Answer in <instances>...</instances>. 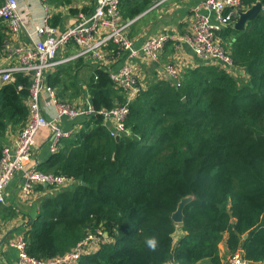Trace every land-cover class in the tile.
<instances>
[{
    "label": "trees",
    "instance_id": "16d2710c",
    "mask_svg": "<svg viewBox=\"0 0 264 264\" xmlns=\"http://www.w3.org/2000/svg\"><path fill=\"white\" fill-rule=\"evenodd\" d=\"M47 1L71 5L73 0ZM241 2L245 9L257 2L261 8L243 29L227 26L219 36L246 78L201 63L184 72L175 87L153 68L152 78L147 75L128 104L127 133L115 139L100 114L82 119L38 165L73 183L39 200L23 231L27 254L61 255L101 230L105 241L76 264H222L224 255L237 249L251 264H264V0ZM153 3L121 0V16L133 19ZM59 19L57 13L50 23ZM7 36L0 19V54ZM80 63L47 72L59 98L68 89L65 78L74 77ZM85 85L97 110L124 102L102 69L94 68ZM28 87V77L21 74L12 82L0 81V157L3 136L26 120ZM185 196L191 200L175 223L171 214ZM176 224L184 235L174 245ZM150 235L158 237L156 252L144 245Z\"/></svg>",
    "mask_w": 264,
    "mask_h": 264
},
{
    "label": "built area",
    "instance_id": "2783aa9c",
    "mask_svg": "<svg viewBox=\"0 0 264 264\" xmlns=\"http://www.w3.org/2000/svg\"><path fill=\"white\" fill-rule=\"evenodd\" d=\"M43 16L33 25L28 13L18 0H1L0 19L7 27L0 54V81L12 82L17 74L29 79L28 96L25 99L27 117L17 137L10 145H4L0 157V204H6V187L18 174L13 195L28 200L37 185L58 189L72 184L73 180L63 174L41 171L33 148L41 130L49 133L48 150L56 152L63 139L71 136L80 126V121L96 114L102 116L110 134L120 136L128 132L125 119L128 104L141 92L143 85L139 77L137 62L143 61L157 66L171 80L180 86V68L173 62L161 63L160 54L166 44H185L203 63L218 66L232 72L234 65L230 52L224 47L219 32L233 26L244 10L241 0H200L190 6V26L187 32L167 29L149 34L141 39L129 36V26L134 19L124 20L120 12L121 0H94L90 11L79 12L66 20L63 27L50 23V7L47 0H39ZM165 0L153 3L156 6ZM72 48V50H70ZM67 50L70 53L64 54ZM88 58L98 69L107 72L110 80L124 94V102L111 109H95L89 93L85 92L79 102L60 100L55 89L46 80L47 72L57 65L77 58ZM111 67L108 63L117 62ZM51 107L49 114L45 103ZM68 119L70 127L62 121ZM106 233L98 230L88 234L74 247L61 255L40 259L27 254L22 235L12 242L17 251L15 264H76L79 258L95 251L99 237ZM164 264H173L170 261ZM175 264V263H174ZM222 264H251L240 249L229 252L222 258Z\"/></svg>",
    "mask_w": 264,
    "mask_h": 264
},
{
    "label": "crops",
    "instance_id": "0c3cea01",
    "mask_svg": "<svg viewBox=\"0 0 264 264\" xmlns=\"http://www.w3.org/2000/svg\"><path fill=\"white\" fill-rule=\"evenodd\" d=\"M198 1L200 0H190L188 2H185L186 3L185 9L182 10L183 12L180 14L178 18H173V21L161 25H158L157 22L152 24V20L147 18L148 14L150 12L153 13L152 11H154L155 7L159 5L158 4L156 6H153L152 4L149 8L143 11L144 14L140 16L141 18L138 17L140 18V20H138L134 24L133 28L131 25L129 26L128 34L131 38L138 40L141 39L142 37L148 36L149 34L157 33L167 29H172L180 33L187 32L190 26V16H191L189 7ZM93 2L94 0H73L71 5H54L48 2L51 12L50 18H52L53 15L59 13L60 19L58 20L56 25L59 27H63L67 19L74 17L79 12L90 11ZM18 3L24 10H26L29 19L33 25H37L38 23H40L43 16V8L39 0H18ZM84 6H88V9L85 11L80 10ZM174 7L175 9H177L179 5L174 4ZM70 8H77L79 9V11L75 13H71ZM178 9L180 10V8ZM137 19H134V21ZM134 27L135 29L138 30L139 34L133 36L131 34V29L133 30ZM70 50H72V48H70ZM65 51H66L64 53L65 55L67 53H70V51L69 52L67 50ZM160 58H161V63L173 62L177 64L180 68V77H182L183 73L186 72L188 69L194 68L196 65L203 63L202 60L199 59L197 56H195L190 50V48L185 44H171V43L166 44L160 54ZM77 60H80L81 62L80 63L81 65H79V67L80 66L82 67L81 69L84 68L87 71L89 70L87 78L91 74L94 68H98L96 67V63L93 62L92 60L81 57L74 60L63 62L57 65L52 71L56 70L59 66L62 65H65L64 68H68V67L72 68L73 63L76 62ZM117 63L118 61L108 63V66L116 67L118 66ZM146 64L149 65V68L145 66ZM136 66L138 67L139 70L138 74L143 86L146 84L147 75L152 78V74L150 72L153 71V68L158 71L157 72L158 77L161 78L165 77L164 72L160 69L159 66L155 68L154 66H152V64H148L147 62H143V61L137 62ZM79 67L75 66V68H79ZM181 69H185V70L181 72ZM80 84H81V88L87 93L88 91L85 85V81L81 80ZM54 89L57 95L59 87H54ZM80 100L81 99L79 97L74 98V101L76 103L79 102ZM44 104L47 112L51 114L52 112L51 107H49L46 104V102ZM62 124L64 127H70L72 123L70 122V120L65 119L62 121ZM19 130L16 131L9 128L7 133L3 136V142H2L3 146L12 144L15 138L17 137ZM48 143H49L48 131L41 130L37 138L36 145L33 148V158L35 156L39 164L45 161L50 155V152L48 150ZM17 177L18 174H15L14 178L10 181L9 185L6 187L7 202L6 204H1L0 206V264H15L17 258V251L15 247L11 245V242L19 235L23 236V231L26 226V222L30 218V215L35 214V212L37 211V204L39 200L48 191V187L46 186H43V189L40 190L37 189L36 187L35 192L31 197V200L29 199V201L26 200L25 202H23L22 200L18 199L15 195H13V189H14V185L17 183ZM174 233L177 235V238H173V244H177L178 240L184 235V231L180 229V232H178L176 231L175 228L172 237ZM219 249H220V253L223 255L224 254L223 244H219ZM170 263L174 264V262L172 261H170Z\"/></svg>",
    "mask_w": 264,
    "mask_h": 264
},
{
    "label": "rangeland",
    "instance_id": "374dc122",
    "mask_svg": "<svg viewBox=\"0 0 264 264\" xmlns=\"http://www.w3.org/2000/svg\"><path fill=\"white\" fill-rule=\"evenodd\" d=\"M153 1L157 2L160 0H153ZM188 1H190V0H165L162 3H160L157 7H155V10L152 11L153 13L150 12L148 14L147 18L152 20V24L157 22L158 25H161V24H166L168 22H171V21H173V18H178L180 16V14L183 12L182 10L185 9V4H186L185 2H188ZM174 4L179 5L178 8H180V10L178 8L175 9ZM156 10H157V12H156ZM131 34L134 36V35H138L139 32L134 27L133 30L131 29ZM145 66L149 68V65L146 64ZM81 68H82L81 66L79 68H77L78 71L74 77L71 73V75L69 77L67 76L65 78L66 79L65 81H67V84H68V89L65 88L63 90L64 98H60L62 101L73 103L75 97L82 98L84 96L85 91L80 86H78V83L81 80L86 81L89 70L87 71L86 69H84V68L81 69ZM184 70L185 69H181V72H183ZM231 74L237 78H246V74H244V72L239 71L238 69H235V66H234V69L232 70ZM71 185L68 184V185L62 186L58 189L69 187ZM58 189L49 187L48 191L44 195L51 194L52 192H54ZM30 200H31V198H30ZM22 201L25 202L26 200H22ZM27 201H29V199ZM176 231L180 232V227L178 224H176ZM105 238L102 237V234H101V237H99L97 239H99V242H101V241H105ZM173 238H177V235L175 233L173 235ZM174 245H176V244H174Z\"/></svg>",
    "mask_w": 264,
    "mask_h": 264
},
{
    "label": "water",
    "instance_id": "95a60500",
    "mask_svg": "<svg viewBox=\"0 0 264 264\" xmlns=\"http://www.w3.org/2000/svg\"><path fill=\"white\" fill-rule=\"evenodd\" d=\"M261 8V3L257 2L254 5H252L251 7L247 8L246 10L242 11L238 17V19L235 21L233 27L237 30H241L244 28L245 23L248 20L253 19L258 11ZM142 14H144V12L140 13L139 15H137L134 19H137L138 17H140ZM185 98H183L184 100ZM119 136H115V139H118ZM83 183V182H82ZM44 186H46V184H44ZM191 200V196H185L182 197L180 199V201L178 202L176 209L172 212L171 214V219L173 220V222L175 223H180L182 221L183 218V209L185 207V205Z\"/></svg>",
    "mask_w": 264,
    "mask_h": 264
},
{
    "label": "clouds",
    "instance_id": "9594fccd",
    "mask_svg": "<svg viewBox=\"0 0 264 264\" xmlns=\"http://www.w3.org/2000/svg\"><path fill=\"white\" fill-rule=\"evenodd\" d=\"M144 245L150 252H156L158 246H159V240L156 235H150L145 237L144 239Z\"/></svg>",
    "mask_w": 264,
    "mask_h": 264
}]
</instances>
